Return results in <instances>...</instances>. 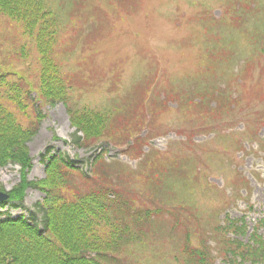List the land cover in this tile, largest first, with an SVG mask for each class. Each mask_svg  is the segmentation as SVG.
I'll use <instances>...</instances> for the list:
<instances>
[{
	"label": "rangeland",
	"instance_id": "obj_1",
	"mask_svg": "<svg viewBox=\"0 0 264 264\" xmlns=\"http://www.w3.org/2000/svg\"><path fill=\"white\" fill-rule=\"evenodd\" d=\"M44 1L55 13L58 27L60 26L61 43L54 48V58L65 72V79L70 86L67 100L69 107L115 108L124 100L128 110H134V113L147 110L151 117L145 128L146 122L137 127L138 132L130 133L129 125L132 124L133 117L131 113L125 112L116 130H109L99 142L109 149L110 157L105 159L109 173L105 179L112 177L113 183L125 197H134L139 205H145L151 177L159 169L162 174L160 181L167 182L164 185L165 193L178 191L177 194L186 198L185 202L195 206L196 191L193 182L200 186L203 177L199 179L197 175L193 182L188 177L193 173L206 171L207 178L211 175L207 185L214 189H222L224 186L229 191L230 199L227 200V195L224 196L222 191L214 192L206 185L202 187L201 183L198 195L202 209L201 221L203 218H208L210 222L217 218L222 221L226 205L233 200L227 206V211L231 212L232 218L248 214L247 221L252 229L264 210V152L261 151V145L254 141L261 138L260 141L264 144V41L255 36L264 27V10L261 9L264 4L254 3L248 9L250 15L246 27L249 29L244 33L242 28L241 32L243 37L250 34L252 38L246 37L243 40L247 43L229 48L228 68L238 75L239 80L243 78L236 89L229 74L222 75V69H218L210 78L206 79L204 75L205 63H208L205 61L208 46L215 39L218 40L223 32L227 34V30L231 28L228 0H127L130 1V13L135 18L133 27L139 31V35L119 41L113 37L116 27L125 26L124 22H118L119 15L102 11L86 15L85 0ZM99 1V4L103 2ZM117 1L120 5L123 3V0ZM257 12L258 15H255ZM8 20L10 19L0 12V66L9 70L7 68L14 63L13 69L19 73L11 77L12 81L21 87L30 82L31 87L36 90L40 76L39 59L33 52L28 59H21L16 54L12 55V52L10 54L13 57L9 54L10 44L4 38L17 35L11 32L13 28ZM91 23V28L96 29L90 35L89 29H82ZM17 25L21 27L20 23H13V27ZM14 30L17 31L18 28ZM243 37H234L235 42L232 40V43L239 44ZM21 39L26 46L34 47L33 39ZM17 41L13 39L11 44L15 47ZM73 73L76 78L72 77ZM220 80L227 101L237 110H225L222 117L216 118L213 111L197 108L193 95L206 85L215 86ZM173 88L176 94L170 90ZM25 91L24 95L31 106L22 120L32 124L38 120L37 114L34 112L33 101L28 98L27 89ZM235 97L237 100L233 99ZM180 101L181 104L178 105ZM216 101L213 100L211 104L214 105ZM167 104L169 107H178L169 108L166 107ZM241 104L244 111L239 109ZM42 113L45 117L42 118L38 134L28 143L34 157L30 179H44L45 163L42 161V154L49 147L54 152L60 150L66 153L83 169L94 171L96 164L91 169L87 160L100 147L89 150L74 146L72 140L76 128L71 125L70 114L64 103L44 106ZM136 116L140 118L141 114L137 113ZM216 123H221V127L215 126ZM204 130L212 133L209 135L210 131ZM255 131L260 134L255 135ZM246 139L248 141L243 142ZM237 140L240 142L235 143ZM106 142L108 146L105 145ZM140 148L144 152L153 151L142 162H138L140 158H137ZM173 156L184 159L181 160L182 172L184 175L185 171L188 172V177H183L180 165L170 160ZM152 159L169 161L155 166ZM172 165L177 171L172 169ZM243 177L250 180L249 193L240 191ZM95 179L97 177L93 180ZM20 180V166L10 165L0 169V186L4 189L11 190ZM75 181L77 185L83 182L80 173ZM43 197L41 191L29 188L24 201L25 207L35 208L39 212V219L42 213L36 204ZM250 205L254 206L253 209L248 207ZM0 210L15 218L22 214L29 216V212L23 208L12 205L0 207ZM213 211H218L217 217H212ZM161 236L164 235H161L160 230L156 236L153 229L149 235V248L154 252L159 251V264H172L173 260L165 258L171 249L170 245L180 249V245L185 243L184 239L177 231L167 236V239ZM154 239L162 240L167 246L159 247ZM211 247L217 260L221 261L220 250L223 245L218 239L212 238ZM129 251H134L132 262L148 264L143 257L146 250L142 242L126 246L125 253Z\"/></svg>",
	"mask_w": 264,
	"mask_h": 264
},
{
	"label": "trees",
	"instance_id": "obj_2",
	"mask_svg": "<svg viewBox=\"0 0 264 264\" xmlns=\"http://www.w3.org/2000/svg\"><path fill=\"white\" fill-rule=\"evenodd\" d=\"M85 1L86 15L102 11L120 16L118 22L123 21L125 26L116 27L113 37L118 41L139 35L133 27L135 18L130 13L131 6L126 5L127 0H123L121 5L117 0H103L100 4L97 3L99 0ZM228 2L231 28L227 30V34L223 32L218 40L215 39V42L208 46L205 55V61L208 63H205L204 75L207 79L218 69H222V75L229 74L232 85L238 88L241 79L228 68L229 48L247 43L243 40L246 37L252 38L250 34L243 37L241 29H244V33L248 32V9H251L254 3L263 5L264 0ZM261 9L264 10V5ZM0 12L9 18L11 23H20L21 27L17 25L19 33L22 32L37 42L40 74L39 86L34 90L30 82L21 87L12 81L11 77L17 75L18 71L10 75L9 71L3 72L0 66V168L10 163L21 165V181L11 190V201L22 203L30 187L46 194L43 201L37 204L42 212L39 221L43 227L36 222L37 212L30 211L29 218L22 216L18 219L3 218L0 213V264H140L139 261H131L134 251L123 253V246H135L137 242L143 243L146 250L143 257L146 262L159 264V251L154 252L149 248V235L153 229L156 236L160 230L161 235H164L161 238L167 239L165 236L177 231L184 239L185 243L180 245V249L170 245L167 240L171 249L165 258L173 260L172 264H216L217 256L211 247L212 238L220 241L223 245L222 254L232 264H264V231H261V228L264 229V212L263 217L254 225L248 242L241 239L250 229L245 217L231 218L227 212L222 221L219 218L213 222L208 218H203L205 223L201 221L202 209L198 195L201 192V183L202 187L207 186L206 171L193 173L191 177H188V172L185 171V176L192 182L197 175L199 179L203 177L200 186L193 182L196 191L195 206L185 202L186 198L177 194L178 191L165 193L164 185L167 182L160 181L162 174L159 169L151 177L152 188L146 195L145 205H139L134 197H125L121 189L113 183L112 177L105 179L109 173L104 162L106 151L95 157L96 168L90 172L81 168L67 154L60 151L52 153V148H48L45 154L48 160L46 177L30 180L29 172L33 167V158L28 142L39 131L40 122L44 117L43 106L55 105L62 101L67 104L72 125L77 127L73 144L81 148L99 147V142L106 133L116 130L121 124L123 113L129 112L131 116L136 113L134 110H124L127 103L122 100L121 105L115 108L69 107V84L52 55L59 37L58 21L44 0H0ZM255 15H258V12ZM118 22L116 24H120ZM92 23L85 28L90 30L89 34L96 29L91 28ZM236 36L243 37L239 44L232 43ZM255 36L264 41V27L259 29ZM211 40L213 41L212 36ZM73 75L72 77L76 78V74ZM23 86L27 89L28 98L33 101L34 112L37 114L38 120L32 124L22 120V116L28 114L31 106L24 95L26 91ZM33 92H36V96L31 95ZM210 96L212 98H209ZM193 98L197 108L213 111L216 118L222 117L225 110L234 112L231 102L226 99L221 80L215 86H204ZM213 100H217L215 105L211 104ZM127 102L129 103V100ZM215 126L220 128L221 123H216ZM238 142L240 141L235 143ZM170 160L180 165L181 174L184 176L181 162L184 159L173 156ZM166 161L169 160L155 161L154 165ZM172 169L177 171L173 165ZM152 172L151 170V174ZM79 173L83 182L77 185L75 178ZM95 177L97 179L93 180ZM243 181L247 183L245 177ZM183 183L187 184L185 181ZM217 214L218 211L212 217H217ZM160 239H154L155 244L161 248L167 246ZM195 240L197 242H194Z\"/></svg>",
	"mask_w": 264,
	"mask_h": 264
},
{
	"label": "water",
	"instance_id": "obj_3",
	"mask_svg": "<svg viewBox=\"0 0 264 264\" xmlns=\"http://www.w3.org/2000/svg\"><path fill=\"white\" fill-rule=\"evenodd\" d=\"M9 195L5 192L0 191V201L7 199Z\"/></svg>",
	"mask_w": 264,
	"mask_h": 264
}]
</instances>
